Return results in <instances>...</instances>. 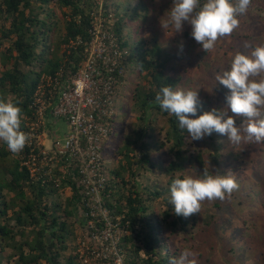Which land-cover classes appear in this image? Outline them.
Wrapping results in <instances>:
<instances>
[{"label":"trees","instance_id":"trees-1","mask_svg":"<svg viewBox=\"0 0 264 264\" xmlns=\"http://www.w3.org/2000/svg\"><path fill=\"white\" fill-rule=\"evenodd\" d=\"M96 3L97 0H0V98H19L24 117H31L30 106L42 76H54L63 69L65 77H72L85 60L84 46L77 42L79 38L90 39L91 12ZM113 8L111 0H104L105 14H113L117 20L109 23L111 30L126 52L123 64L126 72L119 85H124L128 70L136 74L137 80L127 101L124 99L126 113L122 127L130 113L138 121L123 135L113 155L115 165L108 168V189L113 191L116 203H109V207L124 217L130 231L124 239L127 263L171 264L173 258L188 248L202 257L211 251L213 257L207 262L223 264L216 261L212 249L233 244L231 237L220 231L226 199L205 200L212 212L201 209L200 213L185 218L175 215L168 202V188L171 180L185 170L192 169L188 174L197 175L208 167L209 171L223 174L225 162L230 160L234 166L240 152L223 136L214 151L205 140L194 144L187 131L179 129L175 116L159 109L154 102L157 92L168 85L180 88L183 76L171 74V55L164 47L156 41L152 46L145 42L142 32L147 22L153 24L150 32L157 29L151 15L137 22L134 37L128 36L125 42L127 23ZM132 18L136 20V13ZM202 105L200 114L226 106L220 92L216 104L209 101ZM163 122L166 124L162 125ZM25 124L23 119L22 129ZM214 136L215 133L208 140ZM76 198L77 194L73 199H63L53 182L31 178L28 169L22 168L17 156L1 142L0 264H80L78 247L70 242L76 235L72 208ZM157 201L163 204L160 212L153 206ZM247 207L252 209L253 205ZM240 210L243 211L239 215L245 213L244 207ZM235 226L236 223L228 233ZM251 231L245 228L238 244L231 249L235 252L229 259L231 264H240L243 259L239 255L242 242L251 248L249 239L254 238Z\"/></svg>","mask_w":264,"mask_h":264},{"label":"built area","instance_id":"built-area-1","mask_svg":"<svg viewBox=\"0 0 264 264\" xmlns=\"http://www.w3.org/2000/svg\"><path fill=\"white\" fill-rule=\"evenodd\" d=\"M91 17L90 39L77 42L84 46V62L72 77H65L63 69L42 76L32 115L24 117L22 130L30 141L15 155L31 178L53 182L63 199L77 194L72 208L76 230L83 233L70 242L78 247L80 264H129L124 239L130 231L124 217L109 207L116 203L104 157L116 126L126 52L111 30L109 23L117 20L105 14L104 0H97Z\"/></svg>","mask_w":264,"mask_h":264},{"label":"clouds","instance_id":"clouds-1","mask_svg":"<svg viewBox=\"0 0 264 264\" xmlns=\"http://www.w3.org/2000/svg\"><path fill=\"white\" fill-rule=\"evenodd\" d=\"M249 5L250 0H172L165 26L182 33L187 23L191 38L205 52H211L219 38L238 29ZM179 50L183 51L182 45ZM216 81L228 90L223 109L200 114L203 105L199 92L172 85L161 87L154 102L162 112L175 116L179 129L187 131L191 141L215 133L237 146L242 142H264V45L253 47L248 54L237 52L228 70L216 75ZM21 103L19 98H0V142L12 154L22 152L30 141V134L22 130ZM240 117L244 119L238 126L236 120ZM191 170L177 174L168 188V202L176 216L187 218L200 213L205 200H224L239 189L232 172L221 174L204 167L202 173L188 174ZM195 257V252L185 248L171 264H198Z\"/></svg>","mask_w":264,"mask_h":264},{"label":"rangeland","instance_id":"rangeland-1","mask_svg":"<svg viewBox=\"0 0 264 264\" xmlns=\"http://www.w3.org/2000/svg\"><path fill=\"white\" fill-rule=\"evenodd\" d=\"M111 3L115 7L113 10L118 15H122L127 23L125 25V32L127 33L125 42L129 40L128 36L130 39L134 37V31L137 30L135 26L138 21H144L147 15L152 16L151 20L154 21V26L157 25V29L150 32L153 24L151 21L147 22L142 32L145 42L152 46L156 41L157 44L164 47L166 52L171 55L169 60L171 74L173 76L182 74L183 76L184 83L180 88L198 91L200 99L203 100L202 103L210 101L211 104H216L219 92L220 96L225 99L228 90L223 85L218 84L216 75L223 70H228L237 52L248 54L253 47L264 45V0H250L246 14L240 17L238 29L228 36L219 38L214 50L211 52H205L202 46L191 38V27L187 23H185L182 33H176L172 27L165 26L168 20L167 12L171 9L172 0H111ZM135 13L136 20L132 18ZM153 32H156V34H153ZM127 44L130 47L131 41ZM181 45L183 46L182 52L179 50ZM245 45H249V47H245ZM7 67L10 68V66ZM136 83V74L128 70L124 85L119 89L120 98L116 101V109H118L116 128L113 136L105 145L104 157L108 164L107 169L109 166L115 165L113 155L121 145L123 135L129 133L132 125L138 121L137 116L130 113L125 126L122 127L126 113V97L128 94L130 95ZM141 84L145 85L146 81L142 80ZM229 115H232V113L229 112ZM243 119L242 117L237 118L236 123L238 126L243 122ZM161 124L165 125L166 123ZM64 127L66 128V126ZM56 137L57 135H54V138ZM214 137L211 140H208V137L203 139L207 141V146L212 151H214L216 143L222 136L216 134ZM200 141L192 142L196 144ZM233 146L240 152V158L234 166L230 163V160H227L224 164L223 174L232 172L239 183V189L233 191L230 196H226V200L223 202L225 203V218H223V223L220 224V231L223 232L224 236H230L233 244H228L227 247L216 246L217 248L214 247L216 251L214 249L212 251L216 253V261L231 264L229 259L235 253L231 249L236 247L244 229L248 228L252 230L251 234L254 238L249 239L251 248L245 246L243 242L241 243L243 244L241 246L242 253L239 255L243 256V259L240 264H264V142H242L238 146ZM141 183H144L143 179ZM253 192L255 194H252ZM251 200H254V202H251ZM251 205H253L252 209L247 207ZM153 206L157 212L162 211V202L157 201ZM243 207L245 209L244 214H247L245 218L244 214L239 215L243 211L240 210ZM201 209L203 211L207 210L209 213L212 212V209L207 208L204 202ZM252 214H254L253 218ZM245 219H248L247 222ZM234 223H236L234 230L228 233ZM75 232L79 238L83 230L78 229ZM195 234L196 232H194ZM249 243L247 242V244ZM193 252L196 253L195 258L198 264H212L207 262L208 258L213 257L211 251H207L205 257L200 256L198 251L194 250Z\"/></svg>","mask_w":264,"mask_h":264}]
</instances>
